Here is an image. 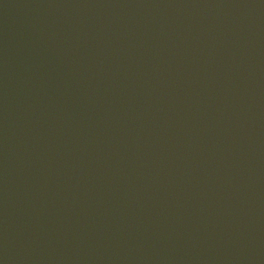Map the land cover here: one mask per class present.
<instances>
[{"label": "water", "instance_id": "95a60500", "mask_svg": "<svg viewBox=\"0 0 264 264\" xmlns=\"http://www.w3.org/2000/svg\"><path fill=\"white\" fill-rule=\"evenodd\" d=\"M0 264H264V0H0Z\"/></svg>", "mask_w": 264, "mask_h": 264}]
</instances>
